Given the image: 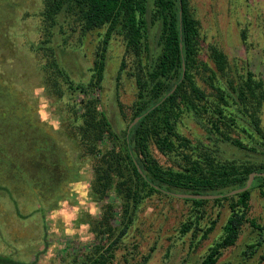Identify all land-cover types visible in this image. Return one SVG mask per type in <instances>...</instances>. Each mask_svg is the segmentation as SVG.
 Instances as JSON below:
<instances>
[{
    "label": "rangeland",
    "instance_id": "rangeland-1",
    "mask_svg": "<svg viewBox=\"0 0 264 264\" xmlns=\"http://www.w3.org/2000/svg\"><path fill=\"white\" fill-rule=\"evenodd\" d=\"M45 1L0 0V102L8 106L5 112L0 108V141L5 140V134L12 140L0 152L4 158L0 162V256L16 264H82L88 256L97 255L96 249L104 251L122 227L117 219H111L114 228L106 231L105 206L114 205L121 219L122 211L114 192L105 198L93 193L94 165L100 156L89 153L80 142L84 95L70 89L90 81L106 27L82 33L64 10L47 22ZM189 2L200 22V58L213 66L207 48L214 44L227 56L233 75L247 66L264 82V0ZM154 33L150 36L152 47ZM144 55L138 58L127 52L123 36L112 35L101 87L93 96L99 99L98 109L112 131L119 135L133 122L136 74L146 63ZM195 80L208 94L213 93L201 73L195 74ZM41 87L45 91L35 95V89ZM41 97L47 104V121L38 115ZM259 115L264 128V102ZM178 121L177 130L183 136L214 146L216 140L207 137L204 124L192 113L182 114ZM230 135L262 148L239 129ZM110 140L105 137L101 143L107 145ZM216 143L226 159L255 162L264 156ZM150 147L161 165L179 169L178 156ZM249 202V217L258 227L244 223L237 243L226 248L215 264H264V198L257 188L251 191ZM93 208L101 214L91 215ZM201 209L205 213L199 218L198 229L181 235V225L198 214L191 201L165 194L146 198L114 245L111 264H141L146 255L145 264H201L231 213L225 200L208 199ZM54 210L74 218L67 221L58 215L52 219ZM213 219V231L203 238ZM81 225L90 228L84 230ZM67 230L74 234L67 235ZM89 232L94 233L93 238L83 241L81 237ZM250 244H257L254 251L247 248Z\"/></svg>",
    "mask_w": 264,
    "mask_h": 264
},
{
    "label": "trees",
    "instance_id": "trees-1",
    "mask_svg": "<svg viewBox=\"0 0 264 264\" xmlns=\"http://www.w3.org/2000/svg\"><path fill=\"white\" fill-rule=\"evenodd\" d=\"M45 3L43 14L47 22L64 10L82 33L106 27L90 81L70 89L84 95L80 142L89 153L100 156L94 165L93 193L97 198H105L107 193L114 192L122 211L121 219L115 214L114 205L105 206L106 231L114 228L111 219H117L122 227L104 251L98 253L96 249L97 255L88 256L82 264H111L114 245L124 236L146 198L172 193L226 194L243 188L249 173L264 172V156L255 162L226 159L216 143L221 141L242 151L264 155V128L259 115L264 102V82L247 66L233 75L227 56L214 44L207 48L208 58L214 65L209 66L200 58V22L190 9L189 0H47ZM153 30L154 47L150 42ZM114 33L123 36L127 52L138 58L145 54L146 58L136 74L138 93L132 105L131 121L140 118L129 132L125 129L121 135L112 131L104 113L98 109L99 99L93 96L101 87L106 51ZM196 73L205 77L212 94L198 85ZM2 104L0 108L5 112L8 106ZM185 113H192L204 124L207 137L216 140L213 147L201 141L194 143L177 130L178 120ZM236 129L258 141L262 148L231 136L230 131ZM9 137L5 134V140L0 141V152L5 150V144L12 142ZM105 137L111 138L110 143L102 145ZM151 144L164 155L178 156L179 169L161 165L152 154ZM3 161L0 153V162ZM252 182L242 193L214 198L213 202L228 201L231 213L222 226V234L209 246L201 264H215L226 248L235 245L244 223L258 227L249 217V201L255 188L264 198V176L257 175ZM184 200L191 201L198 214L181 225V235L198 229L199 218L205 213L201 208L208 201ZM215 223L213 219L204 229L203 238L213 231ZM256 245L250 244L247 248L254 251ZM147 259L148 255L144 256L141 264ZM0 264L16 262L0 256Z\"/></svg>",
    "mask_w": 264,
    "mask_h": 264
},
{
    "label": "clouds",
    "instance_id": "clouds-1",
    "mask_svg": "<svg viewBox=\"0 0 264 264\" xmlns=\"http://www.w3.org/2000/svg\"><path fill=\"white\" fill-rule=\"evenodd\" d=\"M44 91H45V89L43 87L35 89V95L40 96V94L43 93ZM46 108H47V104L44 103V98L41 97V107L39 109L38 115L40 116V119L42 121H47L48 118H49V113L46 111ZM77 211H78V209H77ZM90 214L93 215V216H96V215L101 214V213L99 212V209L93 208L91 210ZM58 215L65 216L67 221H70V220H72L74 218L73 215H66L63 212V210H59V211L54 210L53 213H52V219H55L56 216H58ZM81 228L84 229V230H87V229L90 228V225H81ZM66 234L71 236L74 233L71 230H67ZM93 236H94V233L89 232V234L87 236H82L81 239L83 241L87 242V241H90L93 238Z\"/></svg>",
    "mask_w": 264,
    "mask_h": 264
},
{
    "label": "water",
    "instance_id": "water-1",
    "mask_svg": "<svg viewBox=\"0 0 264 264\" xmlns=\"http://www.w3.org/2000/svg\"><path fill=\"white\" fill-rule=\"evenodd\" d=\"M174 89V88H173ZM173 89L171 90L173 92ZM140 118V116L138 117H135L133 122L129 124L128 128H127V132H129V129L133 126L134 123L137 122V120ZM257 175H260V176H264V172H256V171H253L251 173H249L248 175V178L246 180L247 184L245 186H243V188H237V189H234L226 194H214V195H211V194H208V195H194V194H187V193H184V194H181V193H172V195L176 196V197H180L181 199H184V198H196V199H211V200H214V198H218V197H222V196H225V195H234V194H237L239 192H244L245 190H247L250 186H252L253 184V179L255 176Z\"/></svg>",
    "mask_w": 264,
    "mask_h": 264
}]
</instances>
